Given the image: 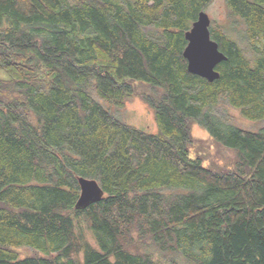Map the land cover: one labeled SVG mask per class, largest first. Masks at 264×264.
Instances as JSON below:
<instances>
[{"label":"trees","instance_id":"16d2710c","mask_svg":"<svg viewBox=\"0 0 264 264\" xmlns=\"http://www.w3.org/2000/svg\"><path fill=\"white\" fill-rule=\"evenodd\" d=\"M213 1L0 0V264H159L136 238L264 264V126L230 115L264 124V0H226L244 30L211 27L228 57L211 83L183 53ZM136 97L157 133L117 116ZM79 177L105 192L83 210Z\"/></svg>","mask_w":264,"mask_h":264},{"label":"rangeland","instance_id":"374dc122","mask_svg":"<svg viewBox=\"0 0 264 264\" xmlns=\"http://www.w3.org/2000/svg\"><path fill=\"white\" fill-rule=\"evenodd\" d=\"M206 12L212 20L213 27L224 28L226 30L232 31L233 35L240 37V35L236 34L235 32L242 33L244 30V25L240 18L235 17L233 20L230 18L226 0H214L208 7H206ZM230 115L233 119V122L245 129L257 130L260 129L262 125L264 126L263 123L249 121L235 109L230 110ZM117 116L122 118L130 126L137 129L153 134L157 133L158 131L154 112L138 97L129 101L125 109L121 110L119 114L117 113ZM193 135L194 137L202 140L201 146L204 147V153L207 160L209 158H216L219 160L223 159V155L217 150L215 145L212 144L213 141L206 130L202 129L198 125H195L193 127ZM209 161L211 160H208V162ZM135 235L139 237L137 234ZM136 239L139 240L137 243L139 247L146 253L152 254L159 264H189L181 257H177L175 255H162L153 245L150 239ZM91 242L94 243L93 241ZM18 252L23 258L35 254V251L30 248H21L18 250ZM174 259H177V261Z\"/></svg>","mask_w":264,"mask_h":264},{"label":"water","instance_id":"95a60500","mask_svg":"<svg viewBox=\"0 0 264 264\" xmlns=\"http://www.w3.org/2000/svg\"><path fill=\"white\" fill-rule=\"evenodd\" d=\"M211 27L212 20L204 9L185 34L188 44L183 56L189 73L213 83L221 77L218 66L226 62L228 57L220 50L219 43L212 39ZM78 182L81 190L76 205L78 210L86 209L103 199L105 192L97 180L79 177Z\"/></svg>","mask_w":264,"mask_h":264}]
</instances>
